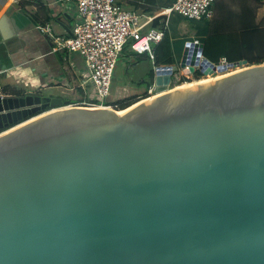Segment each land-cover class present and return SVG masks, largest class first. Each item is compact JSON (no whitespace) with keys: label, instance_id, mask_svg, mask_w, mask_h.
I'll use <instances>...</instances> for the list:
<instances>
[{"label":"water","instance_id":"water-1","mask_svg":"<svg viewBox=\"0 0 264 264\" xmlns=\"http://www.w3.org/2000/svg\"><path fill=\"white\" fill-rule=\"evenodd\" d=\"M204 48L124 113L0 95V264H264V62Z\"/></svg>","mask_w":264,"mask_h":264},{"label":"crops","instance_id":"crops-1","mask_svg":"<svg viewBox=\"0 0 264 264\" xmlns=\"http://www.w3.org/2000/svg\"><path fill=\"white\" fill-rule=\"evenodd\" d=\"M119 1L126 9L141 16L145 23L141 34L152 28L166 27L165 33L171 38L178 61L186 43L191 40L203 42L209 28L228 33L240 29L242 21L264 24V0H217L213 18L201 20L177 12L164 14L173 0ZM77 20V5L71 0H0V83L6 85L8 77L15 78L16 83H22L19 82L21 79L35 91L61 98L63 103L96 98L84 57L76 52L55 49L54 38L42 30L48 26L56 37L66 38L72 35ZM133 40L131 38L125 46L115 69L110 102L143 95L146 91L143 82L157 66L148 53H138L131 48ZM156 45L154 43V48ZM130 76L134 80H130ZM123 94L128 97L120 99Z\"/></svg>","mask_w":264,"mask_h":264},{"label":"built area","instance_id":"built-area-1","mask_svg":"<svg viewBox=\"0 0 264 264\" xmlns=\"http://www.w3.org/2000/svg\"><path fill=\"white\" fill-rule=\"evenodd\" d=\"M71 1L76 3L78 11V20L71 36L58 38L48 26L42 27V30L54 38L55 49L81 54L90 71L89 80L95 86L97 97L69 104L118 109V105L115 102H110L109 97L115 69L125 46L131 38H134L131 48L138 53H148L155 60L154 43L158 44L164 38L166 27L164 26L163 29L152 28L141 34L140 31L145 25L141 16L137 12L126 9L119 0ZM216 1L173 0L172 6L163 13L175 11L187 18L211 19L214 16ZM220 63L229 64L230 61L223 57ZM182 76L186 75L182 72L175 74L170 87H176V83ZM155 86L148 90L149 94H153Z\"/></svg>","mask_w":264,"mask_h":264},{"label":"trees","instance_id":"trees-1","mask_svg":"<svg viewBox=\"0 0 264 264\" xmlns=\"http://www.w3.org/2000/svg\"><path fill=\"white\" fill-rule=\"evenodd\" d=\"M203 42L205 44L204 55L216 63H220L223 57L230 62L240 59H248L250 64L264 62V24H255L250 20L242 21L240 29L228 33L219 29L211 31L209 28ZM154 62L157 66L178 62V58L174 56L172 41L167 32L164 38L155 46ZM154 76L155 69H152L148 80L143 82L146 85L145 93L141 96L115 101L118 105L117 108L124 109L141 99L149 97L150 94L147 91L154 82ZM194 76L195 78H201L203 74L197 71ZM186 80L187 77L182 76L177 84H182ZM64 104H69V102L66 101Z\"/></svg>","mask_w":264,"mask_h":264},{"label":"rangeland","instance_id":"rangeland-1","mask_svg":"<svg viewBox=\"0 0 264 264\" xmlns=\"http://www.w3.org/2000/svg\"><path fill=\"white\" fill-rule=\"evenodd\" d=\"M203 19H209V18H203ZM197 20H199V19H197ZM192 41H194V40H192ZM241 68H243V67H241ZM241 68H229L228 71L222 72V73H220L218 75L224 76L226 74L241 70ZM182 74H183V72H182ZM221 76H219V77H221ZM186 77H187V80L184 81L183 84H177L176 83V86L177 87L178 86H185V85H188V84H191V83H195L196 81H206L209 78L213 79L212 76H210V75H203L201 78H195L194 74H190L189 76H186ZM130 80H134V79H132L131 76H130ZM16 82H17V80L15 78L8 77V82H7L6 85L4 83H0V95H2V96L24 97V96H26L28 94H39L38 91H35L34 89H32L29 86L25 85V83H23V81L21 79H20L19 82H22V83H16ZM132 82L133 81H131V83ZM8 92L11 93V94L7 95ZM153 95H155V94H153ZM129 96H131V94ZM125 97H128V95L125 96V94H123V95L119 96L120 99L121 98H125ZM1 131H3V130L0 129V132Z\"/></svg>","mask_w":264,"mask_h":264},{"label":"bare ground","instance_id":"bare-ground-1","mask_svg":"<svg viewBox=\"0 0 264 264\" xmlns=\"http://www.w3.org/2000/svg\"><path fill=\"white\" fill-rule=\"evenodd\" d=\"M219 76H221V75H218L217 77H212L213 79H215V78H218ZM210 79V78H209ZM209 79H207V80H209ZM201 82H203V81H196L195 83H191V84H188V85H196V84H199V83H201ZM179 87H182V86H176V88H179ZM137 103L135 102V104L133 103V105L132 106H135ZM130 106V105H129ZM132 106H130V107H127V108H124V109H122L121 110V113H124V112H126L127 110H129L130 108H132Z\"/></svg>","mask_w":264,"mask_h":264}]
</instances>
